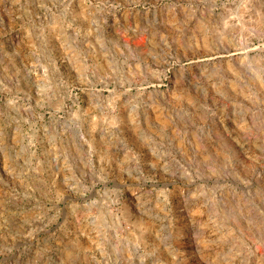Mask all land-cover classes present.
Listing matches in <instances>:
<instances>
[{
  "label": "rangeland",
  "instance_id": "1",
  "mask_svg": "<svg viewBox=\"0 0 264 264\" xmlns=\"http://www.w3.org/2000/svg\"><path fill=\"white\" fill-rule=\"evenodd\" d=\"M0 264H264V0H0Z\"/></svg>",
  "mask_w": 264,
  "mask_h": 264
}]
</instances>
